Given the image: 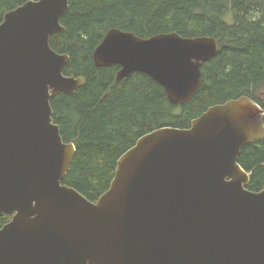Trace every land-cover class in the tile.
<instances>
[{"label":"water","instance_id":"obj_1","mask_svg":"<svg viewBox=\"0 0 264 264\" xmlns=\"http://www.w3.org/2000/svg\"><path fill=\"white\" fill-rule=\"evenodd\" d=\"M69 0H29L0 22V264H264V189L248 188L243 147L264 137V110L248 96L209 107L190 127L163 126L117 161L109 189L90 200L63 181L76 153L54 122L51 101L73 94L64 32ZM219 52L213 36L141 37L110 28L93 51L161 84L182 105Z\"/></svg>","mask_w":264,"mask_h":264},{"label":"trees","instance_id":"obj_2","mask_svg":"<svg viewBox=\"0 0 264 264\" xmlns=\"http://www.w3.org/2000/svg\"><path fill=\"white\" fill-rule=\"evenodd\" d=\"M26 1L0 0V22ZM61 24L66 30L51 36V46L70 56L65 75L85 79L73 94L51 101L64 141L76 145L63 183L90 200L109 189L118 159L142 135L163 126L190 127L209 107L241 96L264 110V0H69ZM110 28L141 37L213 36L219 52L203 63L193 99L174 105L149 75L135 72L117 82L119 65L95 64L93 51ZM239 163L250 175L248 188L264 189V137L243 147ZM11 218L0 215V228Z\"/></svg>","mask_w":264,"mask_h":264},{"label":"flooded vegetation","instance_id":"obj_3","mask_svg":"<svg viewBox=\"0 0 264 264\" xmlns=\"http://www.w3.org/2000/svg\"><path fill=\"white\" fill-rule=\"evenodd\" d=\"M120 69V68H119Z\"/></svg>","mask_w":264,"mask_h":264}]
</instances>
